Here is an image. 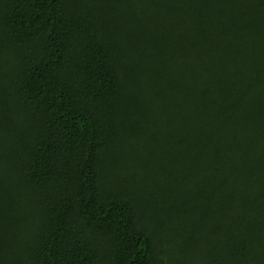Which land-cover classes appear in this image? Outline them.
Listing matches in <instances>:
<instances>
[{
    "label": "trees",
    "instance_id": "obj_1",
    "mask_svg": "<svg viewBox=\"0 0 264 264\" xmlns=\"http://www.w3.org/2000/svg\"><path fill=\"white\" fill-rule=\"evenodd\" d=\"M0 264H264V0H0Z\"/></svg>",
    "mask_w": 264,
    "mask_h": 264
}]
</instances>
